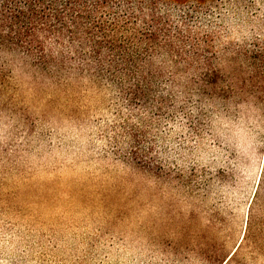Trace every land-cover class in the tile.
I'll return each mask as SVG.
<instances>
[{
    "label": "rangeland",
    "instance_id": "374dc122",
    "mask_svg": "<svg viewBox=\"0 0 264 264\" xmlns=\"http://www.w3.org/2000/svg\"><path fill=\"white\" fill-rule=\"evenodd\" d=\"M60 22L0 27V264H264V7L85 0Z\"/></svg>",
    "mask_w": 264,
    "mask_h": 264
},
{
    "label": "trees",
    "instance_id": "16d2710c",
    "mask_svg": "<svg viewBox=\"0 0 264 264\" xmlns=\"http://www.w3.org/2000/svg\"><path fill=\"white\" fill-rule=\"evenodd\" d=\"M85 0H68L62 6L61 11L58 10L62 0H1L0 16H2L0 27L11 29L17 38L23 32L34 31L39 26L49 27L52 20L61 23L62 11H74L81 2ZM97 6L103 4L104 0H95ZM8 13L9 21L4 13ZM76 26V21L73 26ZM13 27V28H12ZM0 28V44L1 46L8 42V39L2 35ZM28 30V31H27ZM35 41L34 38L30 42ZM26 53H33L32 46H24Z\"/></svg>",
    "mask_w": 264,
    "mask_h": 264
},
{
    "label": "snow or ice",
    "instance_id": "6c2138e0",
    "mask_svg": "<svg viewBox=\"0 0 264 264\" xmlns=\"http://www.w3.org/2000/svg\"><path fill=\"white\" fill-rule=\"evenodd\" d=\"M255 5L257 7H264V0H255ZM10 102L11 101H9L3 95V93L0 92V109H2L5 104L10 103ZM16 103H20V101L18 100V101H16ZM0 123H2V117H0ZM9 127H0V146L8 147L9 146L8 142L13 140V135H12V132L9 130ZM24 128H25L24 136L27 137V141H31V142L35 143L41 139L40 130H37L34 134H28L27 125H24ZM165 131H167V130H165ZM17 135H20L19 130H17ZM105 135H106V133H105ZM22 139H23V137H22Z\"/></svg>",
    "mask_w": 264,
    "mask_h": 264
}]
</instances>
